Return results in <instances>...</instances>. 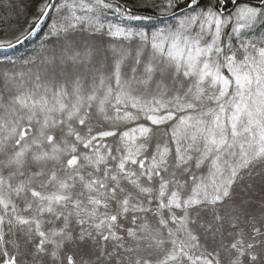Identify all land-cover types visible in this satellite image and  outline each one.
<instances>
[{"label": "snow or ice", "instance_id": "obj_1", "mask_svg": "<svg viewBox=\"0 0 264 264\" xmlns=\"http://www.w3.org/2000/svg\"><path fill=\"white\" fill-rule=\"evenodd\" d=\"M0 264H264V0H0Z\"/></svg>", "mask_w": 264, "mask_h": 264}, {"label": "trees", "instance_id": "obj_2", "mask_svg": "<svg viewBox=\"0 0 264 264\" xmlns=\"http://www.w3.org/2000/svg\"><path fill=\"white\" fill-rule=\"evenodd\" d=\"M37 43H38V39H37ZM34 45H29V48H31V47H33ZM24 52V50L23 49H21V52L20 53H18V54H22Z\"/></svg>", "mask_w": 264, "mask_h": 264}]
</instances>
